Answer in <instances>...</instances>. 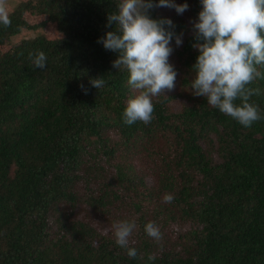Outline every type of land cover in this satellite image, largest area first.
<instances>
[{
  "label": "trees",
  "instance_id": "1",
  "mask_svg": "<svg viewBox=\"0 0 264 264\" xmlns=\"http://www.w3.org/2000/svg\"><path fill=\"white\" fill-rule=\"evenodd\" d=\"M172 2L189 7L182 14L161 7L150 15L170 19L169 30L183 33L181 46L175 37L170 43L169 63L177 72L175 85L190 90L191 101L169 113L167 104L183 92L162 93L152 100L149 124L126 125L124 103L135 95L129 73L114 68L118 54L98 43L115 31L107 18L118 14L120 0H6L7 6L15 4L11 25L0 24V264H264V79L249 85L260 89L249 102L262 117L251 127L194 96L192 67L200 53L192 47V22H198L202 6L200 0ZM26 13L46 18L33 25ZM48 24L59 37L44 35ZM20 35L29 37L10 46ZM37 51L47 57L44 69L29 59ZM258 70L264 73V67ZM98 78L105 85L96 89L90 80ZM114 127L128 139L139 134L150 140L143 152L150 162L156 155L151 168L135 170L122 162L112 172L108 158L116 151L103 144V132ZM163 140L167 147L155 149ZM84 154L87 163L97 159L93 177L82 169ZM122 188L161 200L148 219L140 215L129 243L137 250L134 259L116 245L111 229L103 233L143 210L137 202L136 214L121 219L112 213ZM165 193L174 196L172 203L162 202ZM148 222L163 225L162 239L147 236ZM172 225L178 226L180 241L166 239L164 228ZM184 225L190 228L182 231Z\"/></svg>",
  "mask_w": 264,
  "mask_h": 264
},
{
  "label": "clouds",
  "instance_id": "2",
  "mask_svg": "<svg viewBox=\"0 0 264 264\" xmlns=\"http://www.w3.org/2000/svg\"><path fill=\"white\" fill-rule=\"evenodd\" d=\"M202 10L198 22L193 21L195 43L192 47L200 53L192 67L193 95L205 97L207 104L219 109L244 127L262 117L256 105L250 103L259 88L249 85L256 79H264L258 66L264 67V0H200ZM161 7L174 8L184 13L189 5H177L172 0H120L118 14L108 16V27L115 23V31H109L98 43L105 50L118 54L113 67L129 73L128 85L136 93L127 101L123 122L133 125L137 121L149 124L153 119L152 99L175 87L177 72L169 63L173 52L170 43L175 37L177 47L182 45V35H176L170 19H152L150 10ZM0 24L11 25L6 0H0ZM29 59L37 69L46 67L44 52L29 53ZM96 89L105 85L102 78L92 79ZM83 89V85H81ZM239 99L240 105L235 101ZM174 196L165 193L163 203H172ZM137 228L135 220L112 223L115 243L127 250L129 258L137 257V250L129 247L130 237ZM108 229H105L107 232ZM144 231L156 241L162 234L155 222H148ZM134 243V241H132ZM149 260L155 256L150 254Z\"/></svg>",
  "mask_w": 264,
  "mask_h": 264
},
{
  "label": "rangeland",
  "instance_id": "3",
  "mask_svg": "<svg viewBox=\"0 0 264 264\" xmlns=\"http://www.w3.org/2000/svg\"><path fill=\"white\" fill-rule=\"evenodd\" d=\"M16 1V0H13ZM20 1V0H18ZM26 1V0H23ZM15 4V3H14ZM13 4V5H14ZM17 4V3H16ZM13 5H9L7 6L8 9V13L9 11H11V8ZM25 19L33 24L36 25L38 23H41L42 21L45 20V16L42 15H34V14H30V13H26L24 15ZM47 27V29H46ZM43 30L44 35L51 39V38H57L59 37V33L56 30V28L52 25V24H48ZM33 34H29L30 36L33 37ZM29 35L27 36H23L20 35L17 37V39L13 40L10 44V46H13V44L15 43H19V41L21 40V38L23 37H29ZM10 46H6V48H3L4 50H8L10 48ZM187 73H182V76L189 78L188 75H186ZM183 92V97L180 98H175V100L171 101L170 103L167 104V110L169 113H179L182 108L185 105H188V103L191 101V93L190 90L185 89L184 86H181V84L178 87V84L175 85L174 89L172 91H165L166 93L172 94V93H179V92ZM136 95V93H135ZM134 95V96H135ZM157 97H154L152 100H157ZM124 104L127 105V103L125 102ZM105 110V115H110L111 117L114 116V114H116L114 111H110L107 109H103ZM102 114V112H101ZM215 146L217 147L216 144V138L213 137ZM103 144L106 145L107 148H112L114 149L116 152L114 153V155L111 158H108V165L111 168L112 172H114L115 174V164L116 163H122V162H126L129 164V166H132L135 168L136 167L139 168H143V169H148L151 168L153 163L155 162V158L156 155H153L154 157H152L151 162L146 160V156L147 154L144 153V149L146 147H148L147 143L150 141L147 138H141L139 137V134L135 135L134 137H131V139H128L126 136H124L123 132H122V128H118V127H114V128H110L108 130H105L103 132ZM167 142V140L165 141ZM164 143V140H163ZM207 144L213 146V144L211 142H207ZM167 147V145L164 143L160 146H154L155 149H165ZM103 148V146H101V149ZM88 158L87 154L83 155V164H82V169L83 171L85 170H91L88 172H91V176L93 177V165L97 162V159H93L91 157V163H87L86 159ZM100 158H102V154L100 156ZM113 158V159H112ZM106 159V158H105ZM158 159H156L157 161ZM101 162V161H100ZM112 165H113V169H112ZM140 168V169H141ZM87 172V171H85ZM87 172V173H88ZM89 174V173H88ZM150 178V177H148ZM151 177V181H152ZM81 184V182L77 183V185H75V189L78 190L79 185ZM75 190V191H76ZM78 198H80L82 195H84V191H83V187L78 190ZM143 190H137V191H125L123 190V188L119 191H117V194L115 193V196H119L117 199V197H114V202L113 205L111 206V210L112 213L115 216H119L121 217V219L126 218L127 216L133 214L135 211V207L134 204L135 203H141L143 206V210L141 213H137L136 215L132 216L133 218H131V220H135L136 223H138V221L141 219V216H145L148 219V211H152L155 213V210H157L159 208V204H161V200L158 201V199H156V195L153 196L152 200H147L145 198V195L142 194ZM105 191L101 193V195H105ZM87 210H91V208L89 206L86 207ZM157 225V224H156ZM159 228H163V225H157ZM177 225H172V226H166L164 229H167V238L171 239V241H180L179 235L177 233ZM138 228V227H137ZM137 228L134 231L133 234L137 235ZM190 228L189 225H184L181 230L185 231L188 230ZM108 229V231L111 229L110 227L106 228ZM107 231V232H108ZM105 232V230L103 231V233H107ZM140 238V237H139ZM133 238L130 237V240H132ZM136 239V238H135ZM137 242L139 244H143L144 241L140 238L139 240H137Z\"/></svg>",
  "mask_w": 264,
  "mask_h": 264
}]
</instances>
